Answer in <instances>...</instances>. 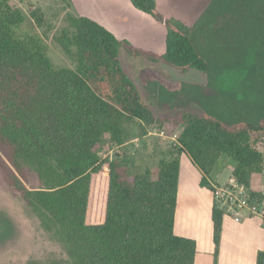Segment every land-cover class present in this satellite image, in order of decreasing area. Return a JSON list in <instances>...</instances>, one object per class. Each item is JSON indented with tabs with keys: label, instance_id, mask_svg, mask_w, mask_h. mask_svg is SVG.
I'll return each mask as SVG.
<instances>
[{
	"label": "trees",
	"instance_id": "obj_1",
	"mask_svg": "<svg viewBox=\"0 0 264 264\" xmlns=\"http://www.w3.org/2000/svg\"><path fill=\"white\" fill-rule=\"evenodd\" d=\"M130 1L161 19L157 0ZM31 17L45 23L38 8ZM28 20L12 0H0V151L12 168L10 182L68 253L33 264H195L196 240L174 230L182 155L212 191L214 170L226 155L236 161L232 177L249 188L253 175L264 172V124L228 123L207 111L158 116L122 63L121 48L139 55L128 40L94 19L70 14L56 41L76 68H57L40 34L16 31ZM164 22L165 51L150 59L181 73L207 72L192 28L175 16ZM133 123L139 138L151 130L178 133L155 166L138 161L148 148L132 144ZM112 148L117 150L102 155ZM28 172L37 175L39 187L26 186ZM256 194L250 192L251 201ZM224 217L214 202V264ZM256 264H264V250Z\"/></svg>",
	"mask_w": 264,
	"mask_h": 264
},
{
	"label": "rangeland",
	"instance_id": "obj_2",
	"mask_svg": "<svg viewBox=\"0 0 264 264\" xmlns=\"http://www.w3.org/2000/svg\"><path fill=\"white\" fill-rule=\"evenodd\" d=\"M12 2L29 16L16 31L40 34L48 43L49 56L57 68H76L74 59L62 49L56 37L68 28L70 14H82L103 24L121 40H128L138 52L139 55H135L121 48V60L158 116L207 111L228 123L246 120L264 124V0H157L160 20L137 10L130 0ZM37 8L44 13L43 25L31 17ZM168 16H175L192 28L193 40L208 61L207 72L181 73L164 61L150 59L149 56H160L165 51L164 19ZM138 127V123H133L128 128L134 137L132 144L140 149L145 145L148 148L138 161L155 166L157 157L173 141L150 133L139 138ZM259 148L264 152V140ZM116 150L112 148L102 155L105 157ZM235 165V160L223 155L213 175L216 177L222 171L227 175ZM11 174V165L0 151V264H33L67 257V250L55 232L40 223L21 191L10 182ZM25 183L29 188L39 187L35 173L28 172ZM247 190L257 193L255 200L264 211V172L253 175ZM210 201V193L198 196L195 201L193 220L196 212L195 223L202 232L212 228L211 214L205 209L210 208ZM240 215V222L225 215L227 237L231 233L237 237L234 236L236 240L231 245L225 243L221 253L226 256L223 264L251 259L243 255L249 254L252 234L241 229L249 213L243 210ZM251 218L262 227L261 215ZM195 264H214V255L201 253Z\"/></svg>",
	"mask_w": 264,
	"mask_h": 264
},
{
	"label": "crops",
	"instance_id": "obj_3",
	"mask_svg": "<svg viewBox=\"0 0 264 264\" xmlns=\"http://www.w3.org/2000/svg\"><path fill=\"white\" fill-rule=\"evenodd\" d=\"M232 176H233V169L227 175L224 174V172L222 171L220 173H217L216 177L214 175L212 176V184L213 185L225 184L229 181V179ZM201 178H202V173L200 169L193 163L191 158L187 154H185L184 156L182 155L174 230L175 233L179 236L189 237L196 240L197 248H198L197 257L201 253L205 255H212V254L214 255L215 252V242L213 236V229H214L213 219H212V228L205 232L199 230V225L195 223L196 212L194 213V220H193V212L196 209L195 201H197V198L200 195L201 197H205L208 196V193L211 194L210 208L207 207L205 209L207 213L210 212L211 217L213 213V207H214L213 191L201 185ZM205 199L208 200L207 198ZM252 216L253 215L249 213V216L246 217L241 224L242 230H244L245 232L247 231L248 234H252L249 238L250 240V244H249L250 246L248 247L249 254L244 253L243 255V256L248 255L251 257V259L249 260V262L246 261V259L238 260L236 261L237 263L235 264H256L258 252L264 250V222L263 224H261L262 227L261 226L258 227L257 223L254 222L253 219L251 218ZM229 217H231L232 220L235 222L241 221V220L236 221L233 216H229ZM235 235L237 237V234L231 233L227 237V222L224 220L220 253L218 256L217 264L226 263V260H224L226 256H222L221 253L226 242L229 245H231L232 242L236 240L234 238Z\"/></svg>",
	"mask_w": 264,
	"mask_h": 264
},
{
	"label": "built area",
	"instance_id": "obj_4",
	"mask_svg": "<svg viewBox=\"0 0 264 264\" xmlns=\"http://www.w3.org/2000/svg\"><path fill=\"white\" fill-rule=\"evenodd\" d=\"M150 134L170 138L177 142L178 133L168 134L165 131L150 132ZM214 202L219 208L225 210V215L233 216L236 221L241 220L240 212L247 210L251 215H261L264 218V211L257 202L250 200V193L244 185H241L235 177H231L225 184L214 185Z\"/></svg>",
	"mask_w": 264,
	"mask_h": 264
}]
</instances>
